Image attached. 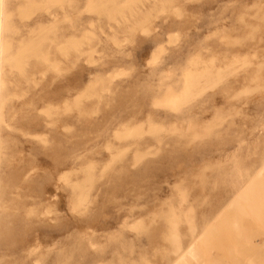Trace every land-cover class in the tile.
Masks as SVG:
<instances>
[{
    "label": "rangeland",
    "instance_id": "rangeland-1",
    "mask_svg": "<svg viewBox=\"0 0 264 264\" xmlns=\"http://www.w3.org/2000/svg\"><path fill=\"white\" fill-rule=\"evenodd\" d=\"M2 9L0 264H264V0Z\"/></svg>",
    "mask_w": 264,
    "mask_h": 264
},
{
    "label": "bare ground",
    "instance_id": "bare-ground-1",
    "mask_svg": "<svg viewBox=\"0 0 264 264\" xmlns=\"http://www.w3.org/2000/svg\"><path fill=\"white\" fill-rule=\"evenodd\" d=\"M103 3H105V2H103ZM99 4V3H98ZM100 4H102L101 2H100ZM101 6V5H100ZM2 7H3V0H0V89H1V85H2V79H1V73H2V62H3V60H4V58H6L5 56H4V49H3V47H2V29H3V19H4V11H3V9H2ZM18 41H20V39L18 40ZM22 52V51H21ZM25 57H27V55L25 56ZM9 59V58H8ZM4 61H7V60H4ZM188 73V72H187ZM185 74V73H184ZM191 75V74H190ZM185 76L186 77H188V74L186 75L185 74ZM186 77H185V80H187L188 81V78L186 79ZM189 80H190V76H189ZM194 80H190V82H192L193 84H195L194 82H193ZM189 82V81H188ZM188 82H186L185 84H187ZM191 83V84H192ZM196 83H198V82H196ZM190 84V83H189ZM187 86V85H186ZM190 86V85H189ZM193 86V85H192ZM191 87V86H190ZM172 105L173 106H175L173 103H172ZM171 105V106H172ZM173 108V107H172ZM175 108V107H174ZM173 108V109H174ZM251 208V207H250ZM210 232V231H209ZM196 240H195V245H196ZM194 243V242H193ZM196 247V246H195ZM180 247L175 251V252H177L178 254H177V256L171 261V263L170 264H183V263H186V261L185 260H189V259H192V258H195V254H196V252H195V249H194V245L192 244V243H190V244H188L185 248H183L182 250H180ZM190 262V261H189ZM187 264H188V262H187Z\"/></svg>",
    "mask_w": 264,
    "mask_h": 264
}]
</instances>
